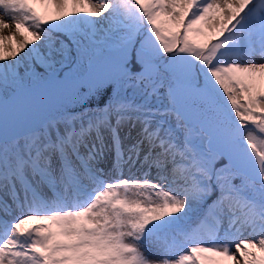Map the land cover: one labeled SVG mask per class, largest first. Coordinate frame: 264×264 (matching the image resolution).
Listing matches in <instances>:
<instances>
[{
	"label": "snow or ice",
	"instance_id": "1",
	"mask_svg": "<svg viewBox=\"0 0 264 264\" xmlns=\"http://www.w3.org/2000/svg\"><path fill=\"white\" fill-rule=\"evenodd\" d=\"M0 264H264V0H0Z\"/></svg>",
	"mask_w": 264,
	"mask_h": 264
},
{
	"label": "rangeland",
	"instance_id": "2",
	"mask_svg": "<svg viewBox=\"0 0 264 264\" xmlns=\"http://www.w3.org/2000/svg\"><path fill=\"white\" fill-rule=\"evenodd\" d=\"M9 34H10V33L8 32V30H5V31L3 32V35H5V36H7V35H9ZM18 38H19V37H18ZM257 59H259V58L257 57ZM242 235H243L244 238H248V233H243ZM202 239H204L205 242L210 243V241H208L206 237H203ZM183 250L186 251V249H183ZM233 250H234V249H233Z\"/></svg>",
	"mask_w": 264,
	"mask_h": 264
},
{
	"label": "bare ground",
	"instance_id": "3",
	"mask_svg": "<svg viewBox=\"0 0 264 264\" xmlns=\"http://www.w3.org/2000/svg\"><path fill=\"white\" fill-rule=\"evenodd\" d=\"M245 233H247V232H245Z\"/></svg>",
	"mask_w": 264,
	"mask_h": 264
}]
</instances>
